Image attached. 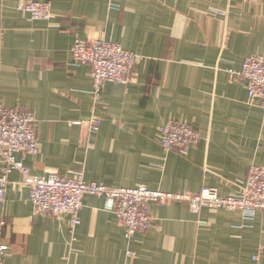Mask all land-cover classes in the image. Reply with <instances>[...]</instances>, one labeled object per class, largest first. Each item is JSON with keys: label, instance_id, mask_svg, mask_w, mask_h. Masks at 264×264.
Segmentation results:
<instances>
[{"label": "crops", "instance_id": "crops-1", "mask_svg": "<svg viewBox=\"0 0 264 264\" xmlns=\"http://www.w3.org/2000/svg\"><path fill=\"white\" fill-rule=\"evenodd\" d=\"M19 2L47 3L51 18L32 20ZM77 39L138 57L131 80L105 83L99 104L90 67L70 64ZM253 55L264 56V1L0 0V108L34 117L38 152L23 159L32 176L82 172L107 188L237 195L248 169L264 167L259 100L229 74ZM92 113L101 119L96 133L84 124ZM167 122L189 125L198 142L167 152L159 132ZM3 165L0 158V174ZM8 180L1 264H264L262 213L245 220L238 211L152 203L148 230L127 238L103 200L85 196L71 232L68 215L34 211L18 172Z\"/></svg>", "mask_w": 264, "mask_h": 264}, {"label": "built area", "instance_id": "built-area-1", "mask_svg": "<svg viewBox=\"0 0 264 264\" xmlns=\"http://www.w3.org/2000/svg\"><path fill=\"white\" fill-rule=\"evenodd\" d=\"M17 10L32 20L51 18V8L47 3L19 2ZM210 13L225 16V12L219 10L211 9ZM70 58L72 66L90 67L92 95L95 103L99 104L105 83L126 84L131 80L130 73L138 57L117 43L101 39H77L72 46ZM229 74H237L245 81L249 101L259 100L264 115V56L246 57L239 72L229 71ZM34 123L30 112L18 108H0V158L4 163L0 174V203L4 202L5 190L10 184L9 175L18 172L34 211L53 217L68 215L71 219V232L80 225L79 212L85 196L101 198L103 210L116 217L127 238L148 230L151 221L148 205L152 203L159 206L184 203L193 214H198L202 208L238 211L245 220L253 218L256 213L264 214V167L255 165L248 169L245 184L240 187L239 193L227 197L220 196L209 187H203L197 194L150 190L143 185L135 188H107L94 182H85L82 172L71 178L57 173H49L44 177L32 176L23 165V159L38 152ZM100 123L97 113H92L84 122L91 133L99 131ZM159 132L160 145L167 152L192 146L199 140L198 133L183 123L167 122ZM15 156L20 159L17 160ZM6 249V246H0V264ZM127 256L132 258L134 253L127 252ZM252 259L256 262L258 257Z\"/></svg>", "mask_w": 264, "mask_h": 264}]
</instances>
